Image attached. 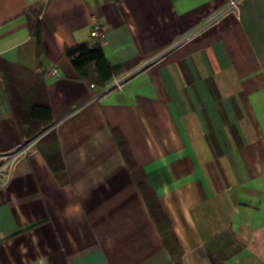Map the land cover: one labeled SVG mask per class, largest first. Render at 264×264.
<instances>
[{"label": "crops", "instance_id": "crops-1", "mask_svg": "<svg viewBox=\"0 0 264 264\" xmlns=\"http://www.w3.org/2000/svg\"><path fill=\"white\" fill-rule=\"evenodd\" d=\"M231 1L0 0V61L40 79L65 166L0 75V264H264V0ZM95 19L122 72L106 88L65 55Z\"/></svg>", "mask_w": 264, "mask_h": 264}, {"label": "trees", "instance_id": "trees-1", "mask_svg": "<svg viewBox=\"0 0 264 264\" xmlns=\"http://www.w3.org/2000/svg\"><path fill=\"white\" fill-rule=\"evenodd\" d=\"M46 8L47 3H38L24 11L29 29L40 49L42 48L40 19ZM65 55L78 73L80 80L91 87L106 88L122 73L120 67L112 66L108 61L101 41L96 44L82 43L66 48ZM0 75L23 138L32 140L54 124L51 105L48 102H40L39 95L35 93L37 86L41 85L39 78L4 61H0ZM37 147L54 175L58 180L63 181L65 166L56 131L52 130L46 134L37 143ZM140 183L142 193L150 205L147 191L151 192V190L147 188L149 186L143 180Z\"/></svg>", "mask_w": 264, "mask_h": 264}, {"label": "built area", "instance_id": "built-area-1", "mask_svg": "<svg viewBox=\"0 0 264 264\" xmlns=\"http://www.w3.org/2000/svg\"><path fill=\"white\" fill-rule=\"evenodd\" d=\"M240 3V0H233L232 3H231V7L232 8H237L238 5ZM97 20L95 19L94 20V24H93V28H92V39H91V44H96L98 42H100L104 37H105V34L104 32H102L100 30V26L98 25V23L96 22ZM54 72H50V74H53ZM122 84H123V81H120V80H115L112 84H111V87L110 89H116V88H121L122 87ZM15 155H12V158L14 157ZM1 168H0V173H1ZM9 179V174L6 175V179H4V183H3V186H5L7 184V181Z\"/></svg>", "mask_w": 264, "mask_h": 264}, {"label": "water", "instance_id": "water-1", "mask_svg": "<svg viewBox=\"0 0 264 264\" xmlns=\"http://www.w3.org/2000/svg\"><path fill=\"white\" fill-rule=\"evenodd\" d=\"M111 89H109L108 91H110ZM54 127V124L51 126V127H49V128H47L45 131H43L40 135H38L36 138H34L33 140H32V143H34V142H36L37 140H39L40 138H42L45 134H47L50 130H52V128Z\"/></svg>", "mask_w": 264, "mask_h": 264}, {"label": "clouds", "instance_id": "clouds-1", "mask_svg": "<svg viewBox=\"0 0 264 264\" xmlns=\"http://www.w3.org/2000/svg\"><path fill=\"white\" fill-rule=\"evenodd\" d=\"M78 211H80V209H79L78 206H69V207L65 210L66 214L69 215V216L71 215L72 212H78Z\"/></svg>", "mask_w": 264, "mask_h": 264}, {"label": "rangeland", "instance_id": "rangeland-1", "mask_svg": "<svg viewBox=\"0 0 264 264\" xmlns=\"http://www.w3.org/2000/svg\"><path fill=\"white\" fill-rule=\"evenodd\" d=\"M233 1V0H232ZM232 1L230 2V4L232 3Z\"/></svg>", "mask_w": 264, "mask_h": 264}]
</instances>
